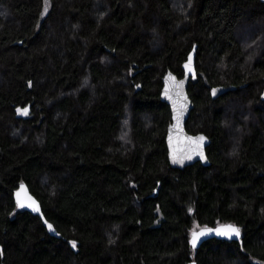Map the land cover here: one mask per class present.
Masks as SVG:
<instances>
[{"label": "trees", "instance_id": "trees-1", "mask_svg": "<svg viewBox=\"0 0 264 264\" xmlns=\"http://www.w3.org/2000/svg\"><path fill=\"white\" fill-rule=\"evenodd\" d=\"M49 1L0 0V264H264V1ZM194 44L211 163L175 168L162 78Z\"/></svg>", "mask_w": 264, "mask_h": 264}, {"label": "water", "instance_id": "water-1", "mask_svg": "<svg viewBox=\"0 0 264 264\" xmlns=\"http://www.w3.org/2000/svg\"><path fill=\"white\" fill-rule=\"evenodd\" d=\"M264 1V0H263ZM196 48L194 44L183 62V76H178L174 71L168 69L162 78L161 99L166 102L171 109V122L167 127L166 145L168 150V160L172 167L184 168L196 162L209 165L210 159L207 155V147L211 143V138L204 132L191 133L187 130V121L193 110L194 103L189 95V83L191 79L197 77ZM30 105L22 108L23 112H30ZM200 137L204 139L201 141ZM14 199L19 208L25 209L38 215L45 223L50 233L60 236L53 224L44 215L41 202L31 192L27 183H21L14 190ZM50 226V227H49ZM229 227L239 229V235L230 233L228 235L219 234L218 230H226ZM203 232V235H199ZM196 233L195 245H193V234ZM213 238L239 241L242 243V231L236 223L227 222L217 225L202 226L190 234V244L194 248H199L205 241Z\"/></svg>", "mask_w": 264, "mask_h": 264}, {"label": "snow or ice", "instance_id": "snow-or-ice-1", "mask_svg": "<svg viewBox=\"0 0 264 264\" xmlns=\"http://www.w3.org/2000/svg\"><path fill=\"white\" fill-rule=\"evenodd\" d=\"M204 138L203 137H200V140L202 141ZM50 227V226H49ZM219 231V234H224V235H228L230 233H234L235 235H239V229L237 228H232V227H229L228 229L226 230H218ZM204 233L203 232H200L199 235H203ZM196 236L197 234L194 233L193 234V245H195V240H196Z\"/></svg>", "mask_w": 264, "mask_h": 264}, {"label": "rangeland", "instance_id": "rangeland-1", "mask_svg": "<svg viewBox=\"0 0 264 264\" xmlns=\"http://www.w3.org/2000/svg\"><path fill=\"white\" fill-rule=\"evenodd\" d=\"M49 7H50V1L49 0H45V3H44V9H43V14H46L47 13V11H48V9H49ZM245 36V35H244ZM224 89L223 88H216L215 89V93L217 94V93H220V92H222ZM23 114H26V113H28V112H23V111H21Z\"/></svg>", "mask_w": 264, "mask_h": 264}]
</instances>
